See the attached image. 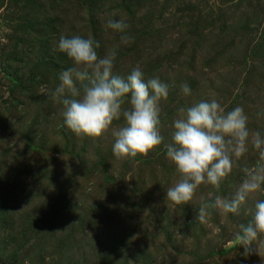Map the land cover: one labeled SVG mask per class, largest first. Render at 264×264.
<instances>
[{
    "label": "rangeland",
    "instance_id": "374dc122",
    "mask_svg": "<svg viewBox=\"0 0 264 264\" xmlns=\"http://www.w3.org/2000/svg\"><path fill=\"white\" fill-rule=\"evenodd\" d=\"M23 1L27 6H22ZM117 1H106L105 5L95 9L81 0H32L34 8L29 7L27 0H0V62L6 59V63H0V104L4 107L10 96L2 70L14 61L10 70L16 71L22 64L19 61L21 57L27 61L23 63L22 70L30 69L36 74V88L32 93L37 100H25L26 118L20 119L16 109L1 118L14 123L10 134L3 132L4 127L0 125V183L3 191L7 190L11 196L6 195L2 202L0 199V216L5 211L4 218L11 221L9 231L4 230L3 223H0L1 244L8 240L3 236L6 232L10 238H18L20 212L26 204L21 192L24 188L22 178L12 179V185L10 182L7 188L3 180L14 175L28 155L46 163L44 151L33 154L27 147L32 134H35L37 141L42 139L43 146L50 148L48 156L51 163L48 167L56 171L53 180L49 181V176L47 181L44 179L37 184L41 187V197L36 211L41 213L53 207L56 213L61 211L64 219L47 221L44 218L45 222L41 223L44 227L39 229L40 233L43 232L41 241L44 240L46 246L42 252L36 248L28 252L33 264H51L57 260L58 254H52L51 243L58 239L60 227L68 223L75 226L83 219L96 224V228L101 227L102 237H96L92 242L93 234L88 228L78 230L77 240L81 247L61 252L64 259L59 260L60 264H74L82 256L86 257L82 264H264V236L256 245H250L251 251L247 255L235 239L239 225L247 224L251 218L248 209L256 200L264 199V185L260 191L250 195L238 215H224L219 210L209 209L204 222L196 219L202 198L205 203H212L216 196L232 198L244 178L240 170L253 167L258 161L255 150L251 156L248 154L247 160L241 157L239 164L234 162L231 173L220 182L219 188L201 184L187 204L177 205L165 199L167 189L178 179L174 165L166 157L165 148L171 141L172 121L178 115L176 106L182 103L181 108H188L198 102L215 99L226 110L227 100L224 95L218 96L220 90H230L234 86L232 82L241 84L238 87L241 92L253 90L249 77L241 69V59L251 44L262 41L264 37V0H132V5H135L133 11ZM52 3L50 18H43V6ZM192 14L201 16L193 29ZM90 19L93 22H88ZM109 19L126 24L124 32L108 28ZM187 27L191 34L179 48V40L184 36L181 37V33ZM128 33L131 39L123 43L121 36ZM62 35L91 37L100 44L96 49L100 57L115 49V75L126 78L131 72L120 73L130 67L139 66L146 70L154 58L163 55L167 58L166 65L172 70L168 76L161 75L164 70L160 71L156 77L161 82L173 83V73L177 74L174 71L181 73L183 70L186 73L180 78L185 79V84L186 79L188 84L192 81L201 83L188 95L182 93L178 96L179 90L175 88L173 100H170L172 89L168 86L170 97L162 99L159 105L160 133L164 138L161 145L146 155L117 159L112 153V131L123 126V117L114 120L109 130L99 137L77 136L64 125L60 112L62 105L51 98V93L60 83L55 78L73 66L71 59L58 50ZM197 35L200 37L198 41ZM18 37L25 40L22 44L25 51L20 57L13 53L17 50L13 40ZM130 42L137 44L133 50L128 46ZM258 61L253 60V63ZM245 62L247 65L251 62L249 56ZM202 76L206 81H201ZM217 85L219 91L216 90ZM243 95L245 97L247 93ZM255 98L258 100L250 106L246 104V107L260 110L264 107V91ZM166 106H175L177 110H169ZM123 107L127 108L128 104ZM261 126L264 129V119ZM34 128L42 130L44 135ZM54 181L61 186L60 191H57ZM21 200L25 204L17 206ZM82 233L84 236L80 238ZM12 250L13 246L7 249L9 254ZM23 264L27 263L24 261Z\"/></svg>",
    "mask_w": 264,
    "mask_h": 264
},
{
    "label": "clouds",
    "instance_id": "9594fccd",
    "mask_svg": "<svg viewBox=\"0 0 264 264\" xmlns=\"http://www.w3.org/2000/svg\"><path fill=\"white\" fill-rule=\"evenodd\" d=\"M107 27L124 32L127 25L109 19ZM130 39L121 36L123 43ZM99 47L91 37L60 36L58 50L71 59L73 66L61 72L51 98L62 105L64 125L77 136L99 137L114 120L123 117V126L112 131L113 155L117 159L146 155L164 139L159 105L168 97V86L158 77L145 80L139 66L126 78L113 74L115 49L100 57L96 51ZM190 92L184 84L182 93ZM125 103L127 108L123 107ZM247 120L241 106L225 112L215 99L180 108L172 121L171 141L165 145L166 157L174 165L178 179L167 189L165 199L177 205L187 204L201 184L219 188L251 143L258 153L256 165L242 169L244 178L232 198L216 196L212 203L202 198L196 219L204 222L209 209L238 215L250 195L264 185V135L259 131L250 133ZM248 211L251 218L247 224L239 225L235 236L245 255L251 251L250 245H256L264 236V199L256 200Z\"/></svg>",
    "mask_w": 264,
    "mask_h": 264
},
{
    "label": "trees",
    "instance_id": "16d2710c",
    "mask_svg": "<svg viewBox=\"0 0 264 264\" xmlns=\"http://www.w3.org/2000/svg\"><path fill=\"white\" fill-rule=\"evenodd\" d=\"M16 1H20L22 2V0H16ZM88 2L89 5L93 6V8L97 9L98 6H103L105 5V2L108 1L110 2V0H81V2ZM119 4H123L124 7H126L127 10L129 11H133L135 9V5H132V0H118L117 1ZM27 4L29 5L30 8H34L33 4H32V0H27ZM79 4V3H78ZM26 3L25 1H23L22 6H25ZM27 6V5H26ZM54 7L53 3L49 4V5H44L43 6V18H50L49 14L52 13V8ZM110 8V6H108ZM97 13V12H96ZM192 24L191 27L193 29V26L195 25V23L197 22V18L199 17L200 19V15L199 14H192ZM217 20V18H215ZM88 22H93L92 19L88 20ZM209 23V22H208ZM215 23V22H213ZM216 25V24H215ZM189 27H187L182 33H181V37L183 36L182 40H179L180 46L179 48H182V46L185 44V40L190 36L191 33H189L188 30ZM217 28H221L220 26ZM191 29V30H192ZM196 35V34H195ZM194 35V36H195ZM124 36L130 37V33L128 34H124ZM119 34H118V38H119ZM117 38V37H116ZM98 39V38H96ZM198 39H200L199 35H197V39L196 41H198ZM264 37H262V41H255L253 44L250 45V47L248 48L247 54H245L243 56V58L241 59V69H243L246 72V75L249 77V84L252 85L254 88L251 92H247V90H243L241 92V90L238 89V87L240 88L241 84H237L235 82H232L231 85H234L231 87L230 90H220V92L218 93V96H225L226 98V105L225 107V112L227 111H231L232 109H234L237 106H241L244 109V113L247 116L248 120H247V127L251 132H256L259 131L261 134L264 132V129L262 128L261 124L263 122V116H264V112L263 109L264 107H261V109H254L253 107H246V104L250 103L254 104L255 101H257L258 99L255 98L259 97V95L261 94V91H264ZM195 41V42H196ZM25 40H22L21 38H17L13 40L14 43V47L17 46V50H13V53H15L16 55H18V57H20L23 53V50L25 51V48L23 47L22 44H24ZM137 44L135 42H130V44L128 45L130 47V50L134 49V46H136ZM128 47V48H129ZM153 48V47H152ZM157 49L154 48V51H156ZM153 53V51H151ZM22 53V54H21ZM62 53V52H61ZM155 53V52H154ZM156 54V53H155ZM157 55V54H156ZM214 57L216 55H213ZM212 56V57H213ZM249 56L251 59V62L247 65L245 62L246 57ZM24 57H21L19 61H21V66H19L16 71L10 70V65L14 62L12 61L9 65H7V67L3 68L2 70V75L3 78L6 80V88H7V92L10 95L9 96V102L7 104H5L4 107H2V105L0 104V125H2L4 127L3 132L10 134V130L12 128H14V123L11 120H6L5 118L1 119L4 115L8 114L9 112H13L15 109L16 111V115L20 117H25L24 115V110L26 108L25 105V100L27 99L28 101H34L36 102L37 100L34 98V93L33 90L34 88H36L35 85V77L36 74L33 73L32 70L28 69V70H22V66L23 63L27 62L23 59ZM167 58L163 57V55L161 56V58H159L158 56L156 58H154V60L147 66L148 68L145 70L144 68H140L142 70V72L144 73V79L147 80L149 78H154L156 77L158 74H160L161 70H164V72H161V75H169V71H171V67L168 65H166L165 60ZM257 59H259V61L257 62V64L253 63V60L256 62ZM6 60V59H4ZM1 61V65L2 63H6V61ZM16 61V60H15ZM142 62V60H141ZM189 64V63H188ZM247 65V67H246ZM133 66V65H131ZM184 67V65H182ZM182 69H186L183 68ZM187 68H189L188 65H186ZM125 68V67H122ZM134 67H130L127 71L120 73V74H125L126 72H131L130 70L133 69ZM246 68V69H245ZM252 69V70H251ZM243 71V72H244ZM177 72V74L173 75L175 76V81L172 82H166L165 84L169 87H171V91H170V95H172L170 98V100L175 99V95H174V89H178L179 91V95L180 96L182 94V84H185V79L184 78H180L182 77L183 73L185 74L186 71L181 70V73L179 71H174ZM13 76H12V75ZM167 79V78H166ZM191 80H193V78H190ZM201 81L203 82V80L206 81V78L204 76H202ZM55 80L58 82L59 78H55ZM245 80V79H244ZM179 81L182 83H179ZM246 81V80H245ZM244 81V82H245ZM42 82V81H41ZM188 79H186V84L190 87V89H194L195 87H200L201 83L197 82V81H192L190 82L191 84H188ZM248 82V81H247ZM171 83V84H170ZM242 83V82H241ZM214 84V83H213ZM248 84V83H247ZM203 85H205L203 83ZM243 85V84H242ZM183 86V85H182ZM216 90L219 91L218 89V85L216 86ZM215 90V92H217ZM243 93H247V96L244 97ZM170 95H168L170 97ZM253 95V96H250ZM191 96V95H190ZM217 96V97H218ZM215 97V98H217ZM130 98V96L128 97ZM169 99V98H168ZM6 101V100H5ZM259 104V103H258ZM183 106L182 103H179L178 106V110ZM56 107H59V105H57ZM175 106H166L167 109L171 110L172 108H175L177 110ZM62 111V108L60 109V112ZM258 111L260 113V116L258 115V113L256 112ZM173 114V113H172ZM3 115V116H2ZM21 119V118H20ZM63 119V117H62ZM259 119V120H258ZM258 120V121H257ZM16 126V125H15ZM260 126V129L258 128ZM37 128V127H36ZM35 129V131H38L39 133L43 134L42 130H38ZM2 130V129H1ZM34 131V132H35ZM35 134H32V141L31 139L28 141L27 143V147L31 150V152L33 154L37 153L38 151H44L47 156L45 155V160L46 163H42L40 162L38 159L34 160L31 159V157L28 155L27 160L21 164L20 167H18L15 171H14V175L10 176V177H6L3 180V183L5 184L6 188L8 185H10V182L12 179L14 180H18L19 178H22V180L24 181V188H22V193L24 194V200L25 203L21 202L17 203V206H22L25 204V209L21 210V214H20V222L18 223V229L20 228V234L18 235V238H13V237H9V235L4 234L3 236L8 238L7 242H4L1 244L0 242V264H23V262L25 261L27 264H33V262L31 261V257L29 256V251L33 248H36L37 251L42 252L43 248L46 246V244H44V240L41 241L43 232L40 233V229L44 227L41 223L45 222L44 218H47V221H49L50 219H56V220H62L64 219L63 215H61V211L59 210L57 213L54 211V208L52 207V209L50 208H46V210H44L41 213H37L36 209H37V205L40 203V197H41V193H40V186H38V183H42V181L45 179L47 181V178L50 176L51 178H49L50 180H53L54 175L56 174V171L54 169H49L48 164L51 163L50 158L48 156V150H50V148L48 147H44L43 144L44 142L42 141V139L40 141H37L34 138ZM253 148L250 145V148H248V151L244 154L245 157L243 158V160H247V158L249 157L248 154H253ZM44 155V154H39ZM22 158V162H23ZM252 160V159H251ZM235 163L239 164L240 161H236ZM242 169L240 170V174H241ZM48 181V182H49ZM54 183H56L57 185V191L61 190V186H59L57 184L56 181H54ZM12 185V182H11ZM60 193V192H59ZM8 194V191H3V187L1 186L0 183V199L1 202L4 200V197ZM11 197V196H10ZM23 200V201H24ZM0 202V203H1ZM33 202L34 206H33ZM37 204V205H36ZM46 207V206H45ZM2 216V217H1ZM0 217V223H3V229L9 231L10 227H11V221L9 219H5V211L3 212V214ZM55 220V221H56ZM78 225V226H77ZM60 227V226H59ZM77 227V229H76ZM97 225L94 224L93 222L90 223V220L88 219H83L77 222V224L74 226V224L68 223L66 225H63L60 227V231H59V236L58 239H53L52 243H51V247H52V254L56 253L58 254L57 260H53L54 262L51 264H60L59 260L64 259V256H62L61 252L68 251L73 247L79 248L81 247L79 244V240H77V231H83V228H88L89 232L92 235V242L96 241V239L99 237H102V234L100 233V231L102 232V228H96ZM84 233H82L80 235V238H83ZM97 237V238H96ZM23 238L22 242L20 241ZM96 238V239H95ZM10 239L15 240V241H10ZM81 242V240H80ZM18 243V246L16 247L15 245ZM11 246H13V249L9 254L7 249H10ZM3 247V248H2ZM20 252H22L20 254ZM51 254V255H52ZM7 257V258H6ZM85 256H82V258L76 259L74 264H82V262L84 261L83 258ZM86 258V257H85ZM39 264V263H38Z\"/></svg>",
    "mask_w": 264,
    "mask_h": 264
}]
</instances>
